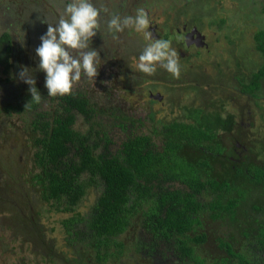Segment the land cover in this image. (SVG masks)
<instances>
[{
  "label": "trees",
  "instance_id": "16d2710c",
  "mask_svg": "<svg viewBox=\"0 0 264 264\" xmlns=\"http://www.w3.org/2000/svg\"><path fill=\"white\" fill-rule=\"evenodd\" d=\"M249 1L258 8L252 9L253 13L262 14L264 20V0ZM132 5L136 10L141 2L133 0ZM123 10L121 4L110 12L127 14ZM223 23L224 18L219 17L210 25L220 28ZM222 31L224 37L231 38L232 31ZM154 32L160 39L171 35L156 32V28ZM250 44L243 52L241 48L235 53L237 62L227 75L223 73L225 77L214 69L218 77L214 81L219 79V84L235 90L259 109L258 101L264 97V24L254 31ZM13 51L11 36L1 33L0 62L8 60ZM177 56L181 70L190 59L183 58L179 50ZM203 59L198 66L205 65ZM145 76L142 80L151 82L142 90L148 93L161 85L157 80L174 81L171 73L159 66L152 75ZM139 77V71L134 73L130 84L137 83ZM199 83L192 86L193 97L202 92ZM182 90L174 87V94L185 92ZM57 100L60 107L52 115L53 121L43 117L30 122L35 159L43 171V176L39 171L31 174V179L43 189L44 202L53 200L56 210L74 212L62 220L70 256L55 250L52 239L45 241L40 226L30 234L26 231L27 243L42 246L40 255L44 261L133 264L131 255L138 256L143 245L137 232L146 226L156 240L174 241L180 264H264V158L256 159L260 154H252L251 149L253 152L242 154L244 165H237L228 159L220 144L213 145L215 140L231 139L223 135H228L235 124L243 127L234 121V114L222 113L221 100L211 94L203 103L192 99L180 107L179 116L170 119L156 118L152 111L144 115L130 108L123 110L118 105L112 115L108 114L105 110L110 111L111 105L105 110L100 108L90 92L77 87ZM74 111L87 122L94 120V126L79 127ZM100 113L110 118L108 128H103L102 120L96 122ZM240 140L243 139L236 136V141ZM212 150L215 152L209 155ZM184 151H191L193 159L187 158ZM212 179V189L220 192L201 205L196 193ZM89 191L95 196L83 214L76 206ZM150 200L154 203L149 205ZM81 221L86 230L78 229ZM79 237L84 238L77 240Z\"/></svg>",
  "mask_w": 264,
  "mask_h": 264
},
{
  "label": "rangeland",
  "instance_id": "374dc122",
  "mask_svg": "<svg viewBox=\"0 0 264 264\" xmlns=\"http://www.w3.org/2000/svg\"><path fill=\"white\" fill-rule=\"evenodd\" d=\"M127 1L103 0L109 12L112 8L124 4L125 10L122 12L127 14H120L121 16L135 14L133 0L128 3ZM138 2L143 5L140 7H144L150 13V25L156 26V32L171 33L168 40L176 52L181 49L177 46L182 38L178 29L183 24L187 27L197 26L204 35V44H209V49H204L199 57L190 60L188 64L184 62L178 77L171 74L175 82L157 80L156 83L161 85L149 94L147 90H142V87L151 81L142 80L146 74L136 68L139 50L148 42L144 39L143 33H137L130 26L113 39L102 23L101 34L97 32L92 38L91 45L97 48L101 58L97 75L94 80L82 75L73 87L90 92V96L98 103L97 106L104 110L111 105L110 111L105 110L108 114L112 115L111 111L118 105L123 110L130 108L131 111L137 110L144 115L152 111L156 118L167 119L179 116L180 107L184 103L192 99L195 103H199L200 100L203 103L207 94H211L216 100H221L224 115L232 113L235 122L243 124V127L235 124L229 133L232 142L236 141V136H240L254 150L264 147V97L258 101L260 107L257 109L253 103L237 95L235 90L219 84V79L218 82L214 81L218 78L214 75V69L220 70L222 75L224 72L227 75L228 69L237 62L238 56L235 53L241 48L243 52V48L250 46L254 31L263 26L262 14H254L252 11L258 8L253 7L249 0H138ZM62 8L61 0H0V34L7 32L14 47L13 55L0 64V86H7L4 83L13 86L11 90L16 91V95L10 97L12 101L8 102V105L17 106L8 114L7 111H0V264H52L41 257L40 253L44 251L42 246L27 243L25 240L26 231L29 234L31 230L38 231L39 226L45 241L52 239L55 250L70 256V248L64 241L65 234L59 226L68 214L59 212L50 202L42 201L39 186L31 179L34 162L30 124L32 112L29 111L24 97L22 102L15 99L19 97L22 86L14 85L15 82L22 81L18 77L19 71L28 68V73L39 79L42 99L38 105L41 110L45 109L44 104L49 96L44 87L45 73L38 68L35 47L40 43V35L47 29L42 17L54 23L62 13ZM107 15V12L102 13V17ZM219 17L224 18L220 28H216L214 24L210 25L212 20ZM224 29L232 31L231 38L222 35ZM208 50L210 51L207 54H203ZM200 57L201 60L205 59V65L198 66L201 62ZM247 60L249 61L248 56ZM138 71L140 77L137 83L130 84L131 76ZM158 74L163 75L162 72ZM190 78L197 80L193 81ZM196 82H200L198 87L203 93L201 92L198 97L194 95V98V91L191 90ZM127 83L130 84L128 87ZM164 84L169 87L166 88ZM174 87L180 91L184 89L185 92L178 91L175 95L177 90L174 91ZM7 89L11 91L9 87ZM155 92L159 93V97L156 98L160 99L150 101V96L155 95ZM1 95H4L3 91ZM99 120L104 123L103 128L109 127L110 118L106 119L100 113L96 122ZM93 121L87 122L84 118H78L77 125L85 129L89 125L94 126ZM261 151L260 156L263 158L264 148ZM92 197L93 195L88 196L86 205L81 207L82 210L89 205ZM60 259L63 260L62 257Z\"/></svg>",
  "mask_w": 264,
  "mask_h": 264
},
{
  "label": "clouds",
  "instance_id": "9594fccd",
  "mask_svg": "<svg viewBox=\"0 0 264 264\" xmlns=\"http://www.w3.org/2000/svg\"><path fill=\"white\" fill-rule=\"evenodd\" d=\"M62 13L54 23L42 17L47 29L39 37L35 47L38 68L45 73L44 87L47 96L71 94L73 86L82 75L94 80L100 66V54L92 47V38L100 32L103 23L113 39L125 28L132 27L137 33H143L145 43L138 55L136 68L147 75H152L157 66L173 76L180 74L177 52L168 39L155 38L149 30L150 13L143 7L137 8L135 15L121 16L109 12L103 0H61ZM107 12V17L102 13ZM28 68H22L18 77L29 85V102L39 104L42 96ZM27 106V105H26Z\"/></svg>",
  "mask_w": 264,
  "mask_h": 264
},
{
  "label": "flooded vegetation",
  "instance_id": "af4514ba",
  "mask_svg": "<svg viewBox=\"0 0 264 264\" xmlns=\"http://www.w3.org/2000/svg\"><path fill=\"white\" fill-rule=\"evenodd\" d=\"M195 25L193 26H189L187 27V25L184 26H181L180 29H178V33L181 35V39L180 41L178 42L177 46H179L178 48L181 47V49L179 50L181 56L184 58L186 57L188 60H193L195 57L197 58V56L199 57L200 55V52L202 53V51L204 49H209V44H200V45H197L195 42H191V41H188L189 39L187 38V33L194 27ZM197 27V26H196ZM152 28H156V26H151L149 25V29L152 31ZM198 29V28H197ZM199 31V30H198ZM202 34V33H201ZM196 37V35H195ZM192 38V37H191ZM200 41V40H198ZM173 42V41H172ZM210 50L206 51V52H203L204 53H208ZM199 60V59H198ZM2 62H5V61H2ZM0 62V64L2 63ZM189 62V61H188ZM187 62V64H188ZM199 63V61H197ZM201 63V62H200ZM35 79V82H36V87L38 88L39 90V79L33 77ZM20 84V86H22V90H21V93L19 95L18 98L15 97V99L17 100H20V102H22V98L24 97V99H26V104H28L29 106V111H31L32 113H30L32 115V119L31 121L35 118H43V117H46L47 118V121H53V116L56 112H57V108L60 107L59 105V101L57 100L58 99V96H54V97H47L48 100H46L45 102V109L44 110H41L39 108V105L36 104V103H32V102H29L31 100V93L28 92V88H29V85L26 84L25 82L21 81H17L14 83V85H18ZM4 85H7L10 90L11 88H13V86L11 84H6L4 83ZM7 86H3L1 85L0 86V111H4L6 112L7 111V114L12 110L14 109L15 107H17L16 105H8L10 103V101H12L10 99L11 96H14L16 95V91H8V87ZM4 92V95H1V92ZM150 94V92H149ZM8 95V96H7ZM153 98V97H152ZM153 99H157L159 100L160 98H153ZM9 102V103H8ZM19 103V102H18ZM18 106H20L18 104ZM74 115L75 117L77 118H82V115L80 113H77L74 111ZM30 121V122H31ZM235 121V120H234ZM31 128H32V124H31ZM32 131V129H31ZM232 132V131H231ZM229 133L228 132V135L227 133L223 135V138L224 136H229ZM156 143V142H155ZM163 144V142H162ZM215 144H220V147L223 149V152L225 155L228 156V159L232 160V161H235L237 165H244V162H243V159H242V154L243 152L245 153H251L253 152L252 154H255V151H258L259 154L261 155L262 153V149L260 150H254L250 145L246 144L244 142V140H241V141H234L232 142L231 139H228L227 141H224V140H215L213 141V145ZM33 145V149H35V146H34V143H32ZM156 149L159 147L158 144H156ZM250 148V149H249ZM253 151H252V150ZM165 153L166 152H170V151H167V150H164ZM213 152L215 151H208L209 155H211ZM187 158H191V151H184L183 152ZM33 154V157H34V162H33V167H32V174L33 173H39L41 174L42 171V167H38L39 165L37 164L36 162V159H35V151L32 152ZM259 155V157L257 156L256 159H259V158H262L261 156ZM211 158V157H210ZM264 158V157H263ZM262 158V159H263ZM214 160L215 157H213ZM230 163V162H228ZM220 165V164H219ZM235 164H232V166H234ZM42 175V174H41ZM43 176V175H42ZM206 182V181H204ZM214 182H215V179H212L210 181L207 182V186L204 187L202 190L198 191L196 193V196L198 198V200L201 202V205H203L204 201L205 200H209L212 198L213 195H217L220 191L216 189H212V185H214ZM39 186V184H38ZM191 192V190H190ZM39 193H40V198L41 200L43 199V189L39 186ZM89 195H93L92 197V200L90 201L89 205L92 203L93 201V198H94V194H93V191H89V194L87 193L86 194V198L83 199L82 201H80L78 203V205L76 206V210L78 212H81L83 214H85L86 211H88V208H89V205L84 208L82 210V205H86L85 203L87 202L88 200V196ZM58 199V198H57ZM44 201V200H42ZM50 203L52 202V205H53V200L49 201ZM151 203H154L153 201L150 200L149 202V205ZM145 206V205H144ZM148 207V206H145V208ZM149 208V207H148ZM82 211H80V210ZM60 212V210H59ZM62 213H67L68 215L65 217L67 218L68 216H71L73 214L74 211H61ZM63 218V219H65ZM60 228H62L64 234H65V244H66V241H68L67 239L69 238L68 235H66V232H65V227L64 225L62 224V221H61V224H59ZM86 224L81 221L79 222V230H86ZM79 236H82V233H79ZM137 236L142 239L143 241V245L140 247V250L138 251L139 252V255L136 256L135 254H132L131 256L134 257L132 262L133 264H180V262L178 261V259H180V257L178 255H176L175 253V245H174V241L171 239V240H168L165 242V240L163 239V241L161 242L160 239L156 240L153 236V234L149 231V229H147L146 226H141L140 229L138 230L137 232ZM82 238L84 237H79L77 240H81Z\"/></svg>",
  "mask_w": 264,
  "mask_h": 264
},
{
  "label": "water",
  "instance_id": "95a60500",
  "mask_svg": "<svg viewBox=\"0 0 264 264\" xmlns=\"http://www.w3.org/2000/svg\"><path fill=\"white\" fill-rule=\"evenodd\" d=\"M152 33H153V36L154 37H157V33L154 32V29L152 28ZM196 35V37H195ZM187 38L189 39L188 41H191V42H195L197 45H200V44H204V35L200 33V31H198V29L196 28V26H194L188 33H187ZM192 37V38H191ZM200 40V41H198ZM159 93L156 92L155 95H152L153 98H156V96H158ZM159 97V96H158Z\"/></svg>",
  "mask_w": 264,
  "mask_h": 264
}]
</instances>
